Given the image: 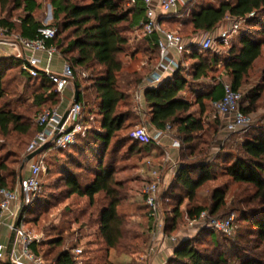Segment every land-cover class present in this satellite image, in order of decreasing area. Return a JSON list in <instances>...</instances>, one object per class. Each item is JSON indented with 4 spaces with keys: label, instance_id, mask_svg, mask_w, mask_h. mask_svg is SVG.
I'll return each instance as SVG.
<instances>
[{
    "label": "trees",
    "instance_id": "trees-1",
    "mask_svg": "<svg viewBox=\"0 0 264 264\" xmlns=\"http://www.w3.org/2000/svg\"><path fill=\"white\" fill-rule=\"evenodd\" d=\"M45 3L52 6L53 22L50 24H44L38 17V13L43 9ZM0 10L10 15L14 11L23 12L18 17L19 28L15 20L10 21L7 18L0 19V25L10 32L16 30L19 35L28 39L37 38L39 28L45 25L56 28L55 38L47 40L46 44L48 47L55 46L75 69L97 65L102 67V72L95 78L92 88L84 87L76 72L73 81L79 89L78 103L83 105L84 110L89 105L88 90H95V99L91 100L97 105V109L102 115L100 130L86 128L80 136L84 134V137H92L101 144L104 151L108 152L120 132L128 128L129 124L126 123L132 116L130 110L120 111L119 108L130 99L129 90L143 80L140 74H125L126 77L121 80L124 69L121 55L126 52L130 40L126 31H130L131 28L142 29L141 22L146 16L144 2L140 0L135 3H130V0H0ZM177 18L183 20V24L191 26L190 35H181L185 42L192 41L195 36L200 34L217 33L221 24L229 18L232 20L244 19L248 28L247 30L241 29L234 35L232 39L236 38V40L230 44L228 56L225 58L220 56L218 48L216 50L214 47L203 49L199 43L192 42L186 46L187 50L183 54V59L171 77L163 80L157 86L145 89L151 124L157 129L176 125L182 141L180 151L189 150L188 154L182 152L178 156L180 165L176 182L186 191V194L178 199L173 208L172 224L169 229H165L169 235L177 231L175 226L181 216V206L185 199L188 200L187 218L190 221L198 218L204 211L211 215H217L225 204V193L217 189L213 196L214 203L210 208L190 206L197 189L209 181L212 176L209 172L210 168L203 162L204 160H188L196 156L195 135L204 131L205 125L202 116H196L191 111L193 103L183 97L189 85L188 78L182 75L183 62L187 56L193 59L192 78L194 81L208 79L209 72L222 64L224 74L229 76L233 87L242 89L245 78L264 50V0H217L216 4L208 0H192L187 3L180 14L161 19V22L167 23ZM125 22H128V28L123 26ZM145 38L151 51L160 56L157 43L158 34L154 33L145 36ZM219 43L225 46L224 42ZM15 62L20 66L23 76L26 74L25 76L31 80L34 78L40 80V91L34 95L38 105L50 103L52 105L50 108H55L60 104L61 92L45 71H40L36 77L30 76L22 69L23 61L21 59L14 57L10 59L5 56L0 57V100L5 96L2 86L4 70L13 67ZM157 65L158 62L154 65L153 71ZM221 89H223L222 83L219 81L211 86L205 94L197 92L196 102L200 106V114L206 112V100L214 102L223 97ZM262 93L263 88L260 85L250 90L246 97L243 96L241 109L251 114L253 111L251 105L256 104ZM245 99L249 100L247 105H244ZM135 107L138 108L137 105ZM91 109L90 111H93ZM43 110H38L37 118ZM216 119L220 123V118L216 117ZM36 128L38 133L40 128L37 123ZM32 129L33 125L25 123L22 115L18 112L6 107L0 108V132L3 135H9L12 132L27 134ZM123 141L125 144L129 143L130 152H149L152 148L157 147L153 142H142L132 138L129 134L124 136ZM241 148L242 153L227 167V173L236 182L254 186L253 197L260 206L254 210L250 219L254 226L253 234L264 240V128H260L253 136L247 137L241 144ZM53 150L62 149L50 146L47 151ZM103 161L102 157L99 161V168L96 169L95 178L86 185L81 184L77 173L69 172L64 177V183L68 189L67 194L69 196H86L91 205H95L96 201L102 197V207L98 210L99 215L97 216V229L100 239L105 245L106 254L104 262L100 264H116L111 257L112 252H116L119 256L127 255L131 258L132 263L136 264L133 261L135 249L138 248L135 242L140 237H142L143 243L150 242L152 229L150 226V232L141 235L129 228L128 214L121 210L129 197L126 181L116 179L114 166L112 164L104 166ZM48 167V171H50V166ZM194 172L199 173L196 178L193 176ZM22 173L17 169L10 168L6 163H0V186L11 190L16 189ZM40 195L34 198L31 205L25 207L22 218L26 217V213L31 210ZM146 208L148 209L147 205ZM148 215L149 222L155 225L149 209ZM204 229L211 231L210 239L216 247L220 244L219 234L227 239H233L212 228L205 227ZM213 233L217 234L216 238L213 237ZM80 240L81 238H77L75 243L67 246V239L60 235L45 243L49 248L44 254L38 249L44 244L42 242L34 243L31 249L34 253L42 255L47 264H84L81 256L86 253V250L82 248L83 253L80 259H77L74 253L75 249L80 248L78 247ZM94 241L90 240V242ZM214 252L216 255H212ZM214 252L204 253L196 248L191 240H184L176 246L168 264H227L228 259L222 252ZM52 254L53 262H47L46 257ZM0 264H7V261L0 259ZM238 264H264V257L245 253V255L239 256Z\"/></svg>",
    "mask_w": 264,
    "mask_h": 264
},
{
    "label": "rangeland",
    "instance_id": "rangeland-1",
    "mask_svg": "<svg viewBox=\"0 0 264 264\" xmlns=\"http://www.w3.org/2000/svg\"><path fill=\"white\" fill-rule=\"evenodd\" d=\"M208 1L217 3V0ZM22 14V11H14L10 15L0 10V19L15 20L19 28L18 17ZM38 17L42 21L47 19L46 24L52 23V7L45 3L43 9L39 11ZM231 25L232 20H227L224 27L229 28ZM123 26L128 28V22L123 23ZM163 26L165 29L177 32L182 36L190 35L191 33V26L183 24V20L179 18L170 20ZM247 28L248 26L245 24L242 30H247ZM126 34L130 40L126 52L121 55L124 62L121 80L126 77L125 74H140L143 77L140 84L129 90L130 99L119 108L120 111H131L132 116L126 123L129 126L120 132L108 152L104 151L100 143H97L92 137H84V134L79 136L77 145H74L75 147L73 146L67 150L47 152V163L50 166V171L42 176L41 195L35 201L31 210L26 213V217H24V226L28 231L33 234H44L45 237L41 241L44 244L38 248L43 254L49 248L45 243L61 235L67 239V246L75 243L77 238H81L78 247L86 250V253L81 256L84 264H100L104 262L105 245H103L97 229V216L99 215L98 210L102 207V197L96 201L95 205H91L89 198L86 196H69L67 194L68 189L64 183V177L71 171L78 174L82 185L93 181L102 157L104 158V166L108 164L114 166L115 178L126 181L129 197L121 210L128 214L129 228L137 234H148L151 226V235L153 236L155 225L149 222L148 209L145 205L143 193L147 184L152 180L151 171L153 169H157L160 173V203L164 213V229H169L171 226V218L174 216L173 208L177 204L178 199L186 194V191L176 182L180 165L179 158H177V167H173V163L165 162L167 148L162 145H156L157 147L152 148L149 152L137 153L130 152L129 143L125 144V141H123L124 136L127 134L134 138L133 134L139 126L144 124L151 126L148 112H139L138 108L135 107L137 103L134 101L133 94L144 86L145 81L154 72V65L160 60V56H157V53L155 54L148 47L142 29L131 28L130 31H126ZM18 35L16 30L10 32L7 28L0 25V36L2 38H10L14 41ZM235 40L236 38L229 40V43L225 44V46L220 45L219 41H217V43L213 44L214 50L218 48L220 56L225 58L228 56L230 44L235 42ZM2 49H5L3 53ZM8 49L10 50L8 46H0L1 57L5 56V51H8ZM193 62L190 56H187L183 62L182 75L189 80V85L183 97L193 103L191 111L196 116H202L205 130L195 135L197 144L196 156L188 160H204L203 162L210 168L209 172L212 178L197 189L190 206H206L210 208L214 203L215 190H222L225 193V204L217 215H234L235 233L232 236L233 239H227L219 234L220 244L216 247L210 239V230L190 224L191 221L187 218L188 200L185 199L181 206V216L175 226L177 231L169 235V232L164 230V234L178 236V239L189 236L186 240H191L194 246L204 253L222 252L228 259L227 264H238L239 256H243L245 253L264 257V240L253 234L254 226L250 219V216L255 212L254 210L260 206L253 197L255 188L250 184L236 182L227 173V167L242 153L241 144L243 141L257 133L260 128H264V50L262 56L256 61L254 67L245 78V83L242 87L245 97L250 90L258 85L263 88L261 97L256 104L251 105V107L253 106L251 114L254 118V123L246 129L231 134L222 129L221 122L219 123L216 119L213 101H205L206 112L204 114H200V106L196 102L197 92L205 94L211 86L219 81L231 82V79L226 74H223L224 67L219 64L214 67L213 71L209 72L208 79L194 81L192 78ZM101 72L102 67L98 65L76 69V74L82 80L83 86H88V88H92V83ZM25 75L21 74L20 66L16 62L13 67L5 69L2 76L5 96L0 100V108L6 107L18 112L22 115L25 123L33 125V129L27 134L12 132L9 135H3L0 132V163H6L10 168L21 172L28 167L26 157L29 154L30 143L37 134V112L52 106L50 103L37 104L34 95L40 91V80L36 78L31 80ZM87 94L90 97L87 98L89 105L87 109L83 110L81 120L87 128L100 130L102 115L99 113L97 105L91 100L95 99L96 92L94 89H89ZM142 98L141 103L142 107H144L146 104L145 94L142 95ZM248 103L249 100L245 99L244 105ZM90 109L93 111H90ZM179 135L176 125H173L170 136L182 142ZM182 152L188 154L189 150H181L180 154ZM23 165L24 168L22 169ZM198 175L199 173H193L194 178ZM18 219L19 214L15 216L13 225L6 232L7 242L15 231L14 226ZM4 233L3 231L2 237ZM152 236L151 241L147 243H143L142 237L136 240L135 244H137L138 248L135 249L136 253L133 256V261L136 264L145 261L147 258L143 254L150 248ZM216 236L217 234L213 233V237L216 238ZM89 240L95 241L90 242ZM20 250L19 243V253ZM212 255H216V253L214 252ZM52 258L53 254L46 257L47 262H53Z\"/></svg>",
    "mask_w": 264,
    "mask_h": 264
},
{
    "label": "built area",
    "instance_id": "built-area-1",
    "mask_svg": "<svg viewBox=\"0 0 264 264\" xmlns=\"http://www.w3.org/2000/svg\"><path fill=\"white\" fill-rule=\"evenodd\" d=\"M138 0H130V3H135ZM143 1L146 7L145 19L141 22L142 30L145 36L158 34V46L160 50V67L165 71L174 72L180 65L185 53L186 44L184 39L177 32L164 28L161 19H166L180 14L178 6L180 3L190 2L192 0H140ZM158 9L161 13H158ZM254 15V14H251ZM232 20V19H231ZM245 25V20H232V25L225 28L223 31L216 33H205L200 41V46L203 49L213 47V44L219 42L229 43L234 35H236ZM57 33L56 28L51 26H43L38 30V37L28 39L17 36L14 41H7L14 47H22L29 50L32 55L24 58L22 69L30 76L36 77L40 73L38 67L39 60L35 57L38 51H48L52 54L57 50L55 46L48 47L47 40L55 38ZM171 50H176L181 54L182 59L177 61L176 58L170 57ZM53 83L56 84L60 92H64L73 82L76 69L71 63L66 62L62 72L55 73L50 70L45 71ZM163 75L154 73L148 78L151 86H157L163 81ZM223 88V97L220 100L213 102L214 114L220 118L224 124V128L231 134L239 130L248 128L254 123L252 114L246 113L241 109V101L244 93L242 89H235L231 82L220 81ZM135 102H141V89L133 94ZM84 108L81 103L74 102L72 107L66 112L67 115L61 114L57 108H46L37 118L39 132L32 140L29 146L28 153H32L44 145L50 144L52 148L66 150L77 144L79 136L86 130L87 126L81 120ZM140 111V110H139ZM142 112V111H140ZM65 117V121L61 123ZM172 133V126L168 125L164 129H154L147 125H141L134 132L133 137L142 142H153L156 145H162V139ZM174 145L181 147V142L177 139ZM37 154L30 163L29 174L23 176L19 186L11 190L0 186V259L5 260L7 246L1 241L2 229L5 225V216L12 213L16 208L20 212L22 204L27 207L32 204L34 198L42 192V176L48 172L47 151ZM172 153L166 149L165 162L172 163L174 161ZM152 180L144 189V200L147 205L150 216L153 218L155 227L153 237L158 234H164V213L160 203V173L157 169L151 171ZM191 225L209 227L227 236L232 237L235 233V216L226 215L218 216L211 215L204 211L201 215L190 222ZM16 242L20 243V253L11 255L13 262L17 264H47L42 255L34 253L31 246L39 244L44 239V234H33L24 226V218L20 221L19 226L15 229ZM77 259L83 253L82 248L74 250Z\"/></svg>",
    "mask_w": 264,
    "mask_h": 264
},
{
    "label": "crops",
    "instance_id": "crops-1",
    "mask_svg": "<svg viewBox=\"0 0 264 264\" xmlns=\"http://www.w3.org/2000/svg\"><path fill=\"white\" fill-rule=\"evenodd\" d=\"M187 3L188 2H184V3L182 2L179 4L178 9L180 12H182L184 10ZM49 6L52 7L51 4H49ZM158 13L159 14L161 13L160 9H158ZM227 20H231V19L229 18ZM47 21L48 20L46 19L45 21H43V23L46 24ZM225 22H223L221 24L220 28L217 31V34L225 29V27H224ZM163 24H165V23H163ZM202 37H203V34L195 36L192 39V41L189 40L188 42H185V44H186V46H188L192 42L200 43ZM7 41H13V40L10 38L9 39L4 38V37L2 38L0 36V46L5 45V46H8L10 48V50L8 49V51L7 50L5 51V57L19 58L23 61L24 58H21L20 55H22L23 57H25V56L30 57L32 55V53L29 50L23 49L22 47H19V48L14 47V46L10 45ZM4 50L5 49H2V53L4 52ZM34 55L39 60L38 67L41 71H46L48 69L51 72H55V73L62 72L65 63L67 62L59 50L54 51L52 54H50L48 51H38ZM0 57H1V55H0ZM170 57L176 58L177 61L182 59L181 54H179L176 50H171ZM155 72L162 74L164 80L171 77V75L173 74V72L165 71L162 67H160V60L158 62V65L155 68V71L152 74H154ZM227 77H229V76H227ZM147 80L145 81L144 86L140 88L141 89V100L143 99L142 95L145 94V89L147 87H153L149 84V82ZM221 90L223 91V89H221ZM75 92H76V84L74 81L71 83V85L64 92H61V94H60L61 102H60V104H58L56 106V108L59 110V112L61 114L64 115L72 107L73 103L75 102ZM133 98H134V96H133ZM141 102L137 104L138 110L142 111V113H147L149 111V107L147 105V102H146L144 107H142ZM220 122H221V128L224 129L227 133H229L224 128V124H223L222 120ZM149 124L151 125L150 128L154 131V129H156V128L151 124L150 120H149ZM174 141H175V138H172V136H170V135L165 136L162 139V146L167 148V150H169L172 153L173 157L175 158L174 161L172 162L174 165L173 167H177L176 166L177 165V158H178L179 153H180V148H178L174 145ZM30 163H31V161H29L27 163L28 167H27V169H25V171H23L21 176H27L29 174ZM21 176H20V178H21ZM19 183H20V179H19ZM19 183L17 184V187L19 186ZM17 214H19L18 209L15 208L12 213L5 216V222L6 223L2 229V234H3V231L5 233H4L3 237L1 236V241L6 246L10 240V238H9V240L7 242L6 232L13 225L15 216ZM188 237L189 236H187L185 238L178 239V236H167L165 234H158L155 238L152 236L151 248L149 250H147L146 252H144V254H143V255H146L147 258L145 259V261L140 262L138 264H168L169 259L174 254L176 246L178 244H180L182 241L186 240ZM18 245H19V243L16 242V240H15L13 252L11 255L14 256V255L19 253L18 252ZM6 253H7V251H6ZM7 257H6V261L9 259L8 253H7ZM111 257L115 261L116 264H133L131 258L127 255L119 256L116 252H112Z\"/></svg>",
    "mask_w": 264,
    "mask_h": 264
},
{
    "label": "water",
    "instance_id": "water-1",
    "mask_svg": "<svg viewBox=\"0 0 264 264\" xmlns=\"http://www.w3.org/2000/svg\"><path fill=\"white\" fill-rule=\"evenodd\" d=\"M78 100H79V89H78V87L76 86L75 102H78ZM66 115H67V113L65 114V117H66ZM65 117H64V119H63V121H62V123H61V126L63 125V123H64V121H65ZM50 146H51L50 144H48V145H44L43 147L39 148L38 150H36V151H34V152L28 154L27 157H26V162L31 161V160H32L37 154H39L40 152L44 151L45 149H48ZM23 168H24V165H23L22 169H23ZM22 178H23V176H21L20 181H22ZM24 210H25V207H24V205L22 204L21 209H20V212H19V219H18V221L16 222V224H15V226H14L15 229H16V228L19 226V224H20V221H21V219H22V216H23V212H24ZM15 240H16V232L14 231V232L12 233L11 237H10V240H9V242H8V244H7V248H6V251H7V253L9 254V259L7 260V264H17V263H15V262H13L12 259H11V254H12V252H13V247H14Z\"/></svg>",
    "mask_w": 264,
    "mask_h": 264
}]
</instances>
